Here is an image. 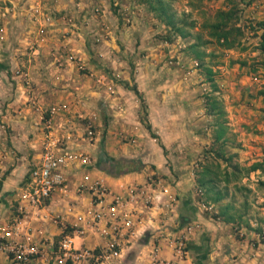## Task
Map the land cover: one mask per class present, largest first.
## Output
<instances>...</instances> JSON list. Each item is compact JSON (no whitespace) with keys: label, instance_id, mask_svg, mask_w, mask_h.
Wrapping results in <instances>:
<instances>
[{"label":"crops","instance_id":"1","mask_svg":"<svg viewBox=\"0 0 264 264\" xmlns=\"http://www.w3.org/2000/svg\"><path fill=\"white\" fill-rule=\"evenodd\" d=\"M13 4L2 12L9 37L0 42V229L20 218L18 195L39 161L42 118L48 117L49 108H58L51 117L52 132L62 147L87 153L91 163L69 169L66 189L55 191L46 208L26 218V231L39 255L27 263L16 260L3 248L0 230V264H63L55 254L63 234L78 248L101 249L116 241L120 257L103 264H264V244L235 239L226 223L206 213L194 180L176 177L167 166L168 148L155 130L171 126L165 104L170 93L142 88L145 72L137 68L134 82L146 102L143 122L140 99L126 82L123 86L104 76L105 82L93 81L77 70L76 62L50 55L63 46L85 63L82 39L71 36L60 44L57 35L65 31L51 29L46 41L29 53L37 41L32 14ZM11 65L23 68L32 83L25 87L20 76H13L15 90L7 92L4 103ZM87 123L94 131L92 139L85 134ZM4 126L10 128L9 136L3 135ZM85 175L107 189L100 203H92L87 188H79ZM93 212L112 224L94 222ZM179 242L186 246L183 254L176 249Z\"/></svg>","mask_w":264,"mask_h":264},{"label":"rangeland","instance_id":"2","mask_svg":"<svg viewBox=\"0 0 264 264\" xmlns=\"http://www.w3.org/2000/svg\"><path fill=\"white\" fill-rule=\"evenodd\" d=\"M13 1L32 14L37 41L29 53L46 41L51 29L65 31L57 35L58 42L63 44L71 36L82 39L88 61H80L79 54L65 51L63 46L50 55L76 62L82 75L93 81L104 76L123 86L126 82L130 88L136 85L137 68L142 67V88L170 93L165 104L171 126L155 130L161 132L168 148L167 166L175 170L176 177L190 178L194 183L204 166L217 171L212 195L219 194L218 203L207 200L195 183L200 202L211 207L206 213L224 223L229 219V232L238 241L264 244V190L258 186L264 180V165L244 175L252 164L264 163V56L258 50L261 30L257 28L264 18V0H167L176 26L182 27L186 36L159 20L143 0H0V27L4 30L0 42L9 37L2 12L10 11L15 6ZM230 1L237 4L245 50H223L208 43L199 47L205 55L201 64L190 47L210 41L200 26L216 11L227 10ZM207 69L212 71L211 77ZM17 71L26 74L23 68L13 69L12 65L7 70L4 103L7 92L13 94L15 90L10 79L19 76ZM20 77L25 87H31L27 74ZM212 99L217 112L211 116L207 109ZM143 102L142 121L146 120L145 99ZM47 111L49 116L50 108ZM220 111L224 112L221 118ZM218 119L228 127L221 147L224 158L230 157L241 169L236 175L217 156L220 145L212 142ZM1 130L9 136L10 128Z\"/></svg>","mask_w":264,"mask_h":264},{"label":"built area","instance_id":"3","mask_svg":"<svg viewBox=\"0 0 264 264\" xmlns=\"http://www.w3.org/2000/svg\"><path fill=\"white\" fill-rule=\"evenodd\" d=\"M4 30L0 27V39H3ZM70 60H73L70 57ZM19 76L25 77L26 74L17 71ZM97 82H105L100 77ZM112 92L111 86H108ZM58 108L53 107L49 111L48 118H43V139L41 143V155L39 161L30 171L27 185L18 195V211L20 218L14 220L10 225L1 228V238L3 248L7 253L14 256L20 262L27 263L33 257L39 255V249L33 245L29 231H26V218L31 214L37 213L48 206L49 200L57 190H64L68 184L67 171L73 167L86 166L91 163L90 156L82 151H73L62 147L61 139L55 137L52 132V115L57 113ZM86 137L92 139L94 131L90 123L85 129ZM79 188H87L91 194L92 203H100L107 195V189L100 181H91L85 175L79 184ZM203 207L210 211L211 207ZM94 222L105 221L112 224L103 214L93 212ZM128 225V221H125ZM117 227L112 230L117 231ZM180 254L186 251L183 242L176 245ZM58 263L71 262L72 264H103L116 260L121 255V249L116 241H110L104 248H78L75 247L71 236H62L57 243L55 252Z\"/></svg>","mask_w":264,"mask_h":264},{"label":"trees","instance_id":"4","mask_svg":"<svg viewBox=\"0 0 264 264\" xmlns=\"http://www.w3.org/2000/svg\"><path fill=\"white\" fill-rule=\"evenodd\" d=\"M143 2L148 4L149 10L154 12L157 15V18L164 22L167 26H171L174 29L175 33H179L182 36H186L184 29L182 27H177L176 22L174 20V16L170 13V4L167 0H143ZM239 17H238V8L237 4L233 1H230L229 8L227 10H218L214 14L211 20H206L201 24V30L207 33V36L210 38V41L191 45L190 50L195 55V57L201 62L205 56L199 50L200 46L206 45L208 43H214L216 46L223 50H237L240 49L242 51L245 48L242 45L243 31L241 27L238 25ZM257 28L261 30L260 34V44L258 50L264 56V18L263 20L257 24ZM190 27H193V24H190ZM200 39L199 37H197ZM208 75L211 77L212 71L207 69ZM211 79V78H210ZM126 87L128 85L126 84ZM133 93L140 99L141 103L143 102L142 95L139 93L137 86L133 85L129 88ZM211 100V99H209ZM145 107V105L143 106ZM217 112V106L215 101L212 99L210 105L207 109V113L209 115H214ZM224 112H219V117H223ZM145 120L143 119V122ZM146 128L150 130V126L146 125ZM228 132V127L225 125L224 121L218 119L216 123V129L213 131L212 142L214 144H219V151L216 152L217 156L221 158V160L225 161L228 166H230L233 171L232 174L236 175L241 173V169L238 165L232 163V159L224 158L223 149L221 146L225 143L226 134ZM153 136V135H152ZM156 138L155 136H153ZM264 163H254L250 167L245 170L244 175H248L250 172L257 171L263 167ZM238 172V173H237ZM214 175L218 176V173H214V171L208 167L204 166L201 172L198 174V177L195 180V183L199 186L201 190H204V194L206 195V199L212 201L213 203H218L221 200L219 194L212 195L215 189V181ZM259 188L264 190V180L258 183ZM233 221V220H232ZM226 223H230L231 221L227 219ZM66 234H63L64 236ZM61 236V237H62ZM60 237V238H61ZM59 238V239H60ZM59 241V240H58Z\"/></svg>","mask_w":264,"mask_h":264}]
</instances>
